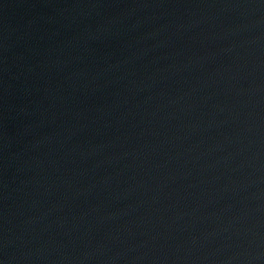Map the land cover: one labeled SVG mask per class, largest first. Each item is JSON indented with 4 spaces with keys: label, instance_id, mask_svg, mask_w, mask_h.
Masks as SVG:
<instances>
[{
    "label": "water",
    "instance_id": "obj_1",
    "mask_svg": "<svg viewBox=\"0 0 264 264\" xmlns=\"http://www.w3.org/2000/svg\"><path fill=\"white\" fill-rule=\"evenodd\" d=\"M0 264H264V0H0Z\"/></svg>",
    "mask_w": 264,
    "mask_h": 264
}]
</instances>
